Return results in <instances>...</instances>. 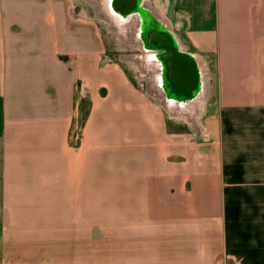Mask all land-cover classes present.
Masks as SVG:
<instances>
[{
  "label": "crops",
  "instance_id": "crops-1",
  "mask_svg": "<svg viewBox=\"0 0 264 264\" xmlns=\"http://www.w3.org/2000/svg\"><path fill=\"white\" fill-rule=\"evenodd\" d=\"M70 2L0 0V264H264V0H150L219 71L197 137Z\"/></svg>",
  "mask_w": 264,
  "mask_h": 264
},
{
  "label": "water",
  "instance_id": "water-1",
  "mask_svg": "<svg viewBox=\"0 0 264 264\" xmlns=\"http://www.w3.org/2000/svg\"><path fill=\"white\" fill-rule=\"evenodd\" d=\"M101 10L114 33L129 34L130 47L139 51L130 58L145 69L147 88L168 111L183 112L202 94L199 55L184 49L150 0H101Z\"/></svg>",
  "mask_w": 264,
  "mask_h": 264
},
{
  "label": "rangeland",
  "instance_id": "rangeland-1",
  "mask_svg": "<svg viewBox=\"0 0 264 264\" xmlns=\"http://www.w3.org/2000/svg\"><path fill=\"white\" fill-rule=\"evenodd\" d=\"M75 1L73 0V2H70V4L74 3L75 10L77 12H83V9H86V12H88L89 14H93V16L90 18H93L96 21V24L100 28L99 35L101 38V45L103 50L102 69L111 68L114 70L125 71L128 77L132 80V82H134L138 86V88L142 90L144 94L152 95L146 91L147 82H146L145 69L142 70L141 68H139L138 65L136 66L134 63H131L129 60H125L124 57H122L123 55H128V56L134 55L135 53L139 52L138 49H136L135 47H130L131 45L125 47L118 45V43L120 42L118 39H111L108 36V34L112 30L110 29L109 23L105 21L104 18H102L101 16L99 17L98 15L95 14L96 10L94 9L93 5L89 4L87 0H79L80 3L76 5ZM86 4H88L89 10ZM208 70L209 71L207 74H208V81L210 82V84H209L208 94L204 101L203 110L201 111L199 116L195 120L187 119L183 116L179 118L173 116L169 119L171 124H175L176 126H178V129H180L181 133H189L191 130L192 133L194 132L197 133L195 134V137L199 136L200 135L199 131H202L201 128L203 129L204 125H206V120L208 116L209 115L212 116L217 112L216 107L219 105V101H218V92H217L218 87L216 83L218 82L219 71L216 69L214 63L212 62L208 63ZM204 112L205 115H202L201 117V114H203Z\"/></svg>",
  "mask_w": 264,
  "mask_h": 264
},
{
  "label": "bare ground",
  "instance_id": "bare-ground-1",
  "mask_svg": "<svg viewBox=\"0 0 264 264\" xmlns=\"http://www.w3.org/2000/svg\"><path fill=\"white\" fill-rule=\"evenodd\" d=\"M87 2L89 4L93 5L94 9L96 10L95 14L98 15L99 17L101 16L103 18L102 10H101V0H87ZM86 6H87V8L89 10L88 4H86ZM83 13L87 17H92L93 16V14H89L88 12H86V9H83ZM108 36L111 39H118L120 41L118 43V45H120V46H124L125 47V46L131 45V41L129 39L130 38L129 34H126V35L122 36V34L113 33V31L111 30V32L108 34ZM122 57H124L125 60H129L131 63H134L136 66L138 65L137 62L134 59H131L128 55H123ZM198 57H199V59L202 62L204 90H203L202 94L196 100H194L191 103L192 105L190 104V106L188 108H186L185 110H183V112H177V111H170L169 112L172 116H174L176 118H179V117L183 116V117H185L187 119L195 120L199 116L201 111L203 110L204 101H205V98H206V96L208 94V89H209V84H210V82L208 81V74H207L209 70H208V62H206L203 57H201V56H198ZM146 91L149 94H154V93H152L151 90H149V88H147ZM153 96L156 97L157 100L159 99L157 104L163 105L162 99L159 96H157V95H153Z\"/></svg>",
  "mask_w": 264,
  "mask_h": 264
}]
</instances>
